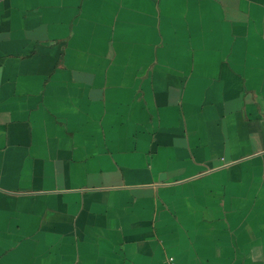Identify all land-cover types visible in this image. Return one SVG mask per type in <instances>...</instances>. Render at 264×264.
<instances>
[{"label":"crops","instance_id":"obj_1","mask_svg":"<svg viewBox=\"0 0 264 264\" xmlns=\"http://www.w3.org/2000/svg\"><path fill=\"white\" fill-rule=\"evenodd\" d=\"M264 264V0H0V264Z\"/></svg>","mask_w":264,"mask_h":264},{"label":"built area","instance_id":"obj_2","mask_svg":"<svg viewBox=\"0 0 264 264\" xmlns=\"http://www.w3.org/2000/svg\"><path fill=\"white\" fill-rule=\"evenodd\" d=\"M165 264H176L173 256H168L166 258Z\"/></svg>","mask_w":264,"mask_h":264}]
</instances>
